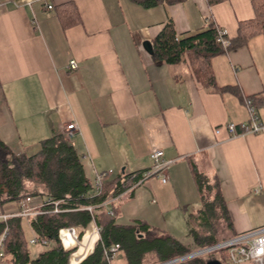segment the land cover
<instances>
[{"label":"crops","instance_id":"0c3cea01","mask_svg":"<svg viewBox=\"0 0 264 264\" xmlns=\"http://www.w3.org/2000/svg\"><path fill=\"white\" fill-rule=\"evenodd\" d=\"M251 1L183 0L146 9L130 0H0L1 140L14 153L31 155L75 124L69 142L83 156L87 176L94 181L113 171L108 182L128 184L131 173L152 169L151 153L162 150L173 162L167 184L149 179L98 211L116 209L118 224H145L192 251L200 246L190 227L224 240L264 226V133H216L248 121L244 97L264 98V36L212 59L218 85L236 86L240 97L204 89L188 61L158 63L143 47L169 21L179 36L212 21L232 39L239 22L255 16ZM71 2L80 24L64 29L57 12ZM72 60L77 70L68 68ZM218 191L232 227L223 217L213 224L199 219ZM42 202L34 198L32 206ZM4 210L15 213L19 204ZM93 239L87 236L85 245ZM126 263L122 253L113 262Z\"/></svg>","mask_w":264,"mask_h":264},{"label":"trees","instance_id":"16d2710c","mask_svg":"<svg viewBox=\"0 0 264 264\" xmlns=\"http://www.w3.org/2000/svg\"><path fill=\"white\" fill-rule=\"evenodd\" d=\"M146 9L157 7L165 2L181 3L183 0H130ZM228 0H208L214 6ZM254 18L239 22L236 37L229 39L230 45L224 49L218 43V26L209 22L206 29L192 35L179 36L172 21H169L163 31L152 41L153 59L158 63L178 64L188 61L194 76L204 89L216 93H232L240 97L236 86L221 87L216 81L212 68V59L228 51L247 47L249 42L264 36V0H252ZM58 18L64 29L80 24V14L76 5L71 2L58 9ZM259 108H264V98L248 97ZM127 178L125 174L123 176ZM130 187L126 181L117 178L106 182L100 196L90 198L93 192V180L87 174L83 164V156L71 145L65 134H58L42 141L38 150L31 155L14 153L0 138V209L7 204L21 203L27 198H43L61 201V210H72L62 213L40 215L28 220L31 230L39 241H47L45 248L35 259L24 230L23 218H12L7 222H0V237L7 230L4 256L0 261L7 264H79L80 258L93 253L80 264H109L105 258L104 249L119 244L126 264H161L180 259L194 251L185 247L170 234L152 229L145 224L120 225L116 221V209L113 215L103 210H96L94 220L99 231V240L95 228L90 223L92 217L87 211L76 209L103 203L116 198ZM216 203V204H215ZM221 211L222 214H218ZM47 205L45 209H51ZM200 221L213 224L221 217L232 223L229 213L221 197L216 193L215 202H206L200 211ZM190 219V225L195 219ZM89 226V228L85 229ZM76 228L79 237L78 251L72 256V251L65 250L59 240L62 229ZM63 234H67L65 231ZM94 235L89 246L85 245V238ZM189 235L193 237L200 248L214 246L222 240H216L215 232L210 236L201 235L194 228H189ZM235 236V235H234ZM97 242V243H96ZM95 246V247H94ZM212 257L191 258L177 264H207Z\"/></svg>","mask_w":264,"mask_h":264},{"label":"built area","instance_id":"2783aa9c","mask_svg":"<svg viewBox=\"0 0 264 264\" xmlns=\"http://www.w3.org/2000/svg\"><path fill=\"white\" fill-rule=\"evenodd\" d=\"M52 9L51 6L48 7ZM218 43L222 45L224 49H226L229 45V38L227 36V32L224 29H218ZM70 70H77L78 64L75 60H72L69 63ZM243 103L249 113V119L245 123L236 124L229 123L226 126L219 128L216 133H220L223 129L227 130V132L234 138L247 136V135H260L264 133V108H257L253 101L248 97L243 98ZM77 126L75 124H70L65 129V136L68 140H70L73 136V130H76ZM150 158L153 162V168L150 170H146L143 172H134L129 175L130 179V187L128 191H131L134 188L139 187L144 184L146 181L152 178H159L163 184H167L169 182V167L173 162L166 161L164 158V152L159 149L153 150L150 155ZM113 171H107L103 173H97L95 179L93 181V192L90 198H96L100 196L102 192V188L106 182L113 176ZM34 198H27L19 204V210L15 213H8L3 209H0V222H7L12 218H23L24 220H29L31 218H35L40 215H46L51 213H62L68 212L72 210H61L60 204L61 201H53L48 199L39 204V206H32V201ZM112 201H105L103 203H98L95 205L85 206L77 211H87L90 213L92 217V222L90 225L95 227L96 233L98 235L99 240V231L95 225V212L98 209L104 208L106 205L111 203ZM47 205L52 206L51 209H45ZM113 215V213H110ZM67 234H63L64 232ZM86 232V231H85ZM7 236V230L0 237V260L4 256V247H5V239ZM84 237V236H83ZM82 237V238H83ZM59 240L61 245L65 250L72 251L70 260L73 255H75L79 248V232L76 228H67L62 229L59 232ZM97 243V242H96ZM31 245L39 244L44 248H48L49 243L45 240L39 241L37 239H33L30 242ZM95 247V246H94ZM121 247L119 244L113 245L110 248L104 249V254L106 260L109 264H113V262L117 259L120 254ZM201 251L193 252L192 254L168 261L161 264H177L184 260H188L191 258H208L212 257V259L218 260L221 264H264V226L240 233L238 235L232 236L230 238L224 239L218 244L207 247V248H199ZM94 251V248L89 253V255L80 258L79 264L85 260L88 256H90Z\"/></svg>","mask_w":264,"mask_h":264},{"label":"rangeland","instance_id":"374dc122","mask_svg":"<svg viewBox=\"0 0 264 264\" xmlns=\"http://www.w3.org/2000/svg\"><path fill=\"white\" fill-rule=\"evenodd\" d=\"M24 226L26 228L27 241H30L31 238H32V236H31V233L29 231V224H28V221L27 220L24 222ZM87 228L85 229V231L87 230ZM78 232H79V230H78ZM84 235H85V232H84ZM185 235H187V232L185 233ZM82 239H83L82 237H79V241H81ZM29 246H30V250H31V253H32V259H35L37 257L36 254L41 251L42 246L39 245V244H36V245L29 244ZM197 251H201V250L195 249L194 250V253L197 252Z\"/></svg>","mask_w":264,"mask_h":264},{"label":"water","instance_id":"95a60500","mask_svg":"<svg viewBox=\"0 0 264 264\" xmlns=\"http://www.w3.org/2000/svg\"><path fill=\"white\" fill-rule=\"evenodd\" d=\"M143 47H144V49L146 50V52L148 54L153 56V46H152L151 42H149V41L144 42ZM207 264H221V263L218 260H216V259H211V260L208 261Z\"/></svg>","mask_w":264,"mask_h":264}]
</instances>
